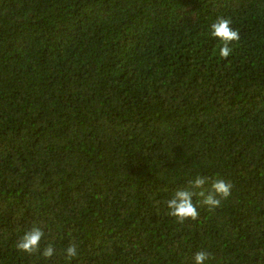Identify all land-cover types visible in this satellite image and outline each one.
Returning a JSON list of instances; mask_svg holds the SVG:
<instances>
[{
  "label": "trees",
  "instance_id": "16d2710c",
  "mask_svg": "<svg viewBox=\"0 0 264 264\" xmlns=\"http://www.w3.org/2000/svg\"><path fill=\"white\" fill-rule=\"evenodd\" d=\"M218 17L240 33L227 59ZM197 175L232 194L180 223L166 202ZM33 226L52 259L17 250ZM201 249L264 264V0H0V264Z\"/></svg>",
  "mask_w": 264,
  "mask_h": 264
},
{
  "label": "clouds",
  "instance_id": "9594fccd",
  "mask_svg": "<svg viewBox=\"0 0 264 264\" xmlns=\"http://www.w3.org/2000/svg\"><path fill=\"white\" fill-rule=\"evenodd\" d=\"M231 24V18L218 17L211 25V35L221 41L219 56L223 59H227L233 52L232 43L240 40L239 30L233 29ZM210 180V186L205 187ZM233 187L231 180L221 177L211 179L197 175L195 179L188 180L187 187L177 189L172 198L166 202L168 215L177 218L180 223L189 219L196 221L200 215L197 205L215 209L222 204L223 200L231 196ZM44 236L45 232L41 227L33 226L16 242L17 250L29 255L39 252L46 260L52 259L56 253L52 243L47 244L41 251L40 243ZM78 247L76 242H71L67 248L63 249L64 258L68 261L77 258ZM210 259L212 254L205 249L198 250L193 255L194 264H206Z\"/></svg>",
  "mask_w": 264,
  "mask_h": 264
}]
</instances>
